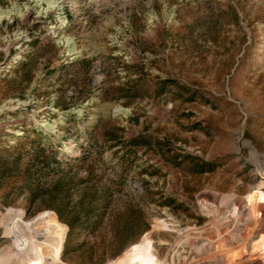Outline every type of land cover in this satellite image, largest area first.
<instances>
[{
    "label": "rangeland",
    "instance_id": "rangeland-1",
    "mask_svg": "<svg viewBox=\"0 0 264 264\" xmlns=\"http://www.w3.org/2000/svg\"><path fill=\"white\" fill-rule=\"evenodd\" d=\"M33 228L62 242L48 264L243 257L264 231V0H0V264Z\"/></svg>",
    "mask_w": 264,
    "mask_h": 264
},
{
    "label": "bare ground",
    "instance_id": "bare-ground-1",
    "mask_svg": "<svg viewBox=\"0 0 264 264\" xmlns=\"http://www.w3.org/2000/svg\"><path fill=\"white\" fill-rule=\"evenodd\" d=\"M64 21L65 20H63V23H64ZM47 124H48L47 122L44 123V125H47ZM229 217H230V215H229ZM254 218L260 219V216L255 214V217H253V219ZM228 219L229 218L227 217V220ZM253 219H251V220H253ZM22 240L23 241L20 242L22 244V246H21V244H19V246H21L23 249L27 250V252H26L27 254L25 253L26 255L23 256V264H48L47 262H48V259L50 256L55 258L56 261L61 260V255L63 252L62 242L60 240H56V239L51 240V239H48V238L42 236L40 231L37 228H33V229H31V231L25 232ZM244 241H246V240H243V243H244ZM22 248H20V249H22ZM240 249H241V247L239 248V250ZM244 249H245L244 250L245 255L243 254L242 255L243 257L238 258V256H239L238 255L237 258H235V256H233V258H235V260L231 259L232 261L234 260L233 264H264V252H263L264 251V231H261L259 233V238L250 242V244L246 245ZM235 252L238 253V251H235ZM225 255H226V253H225ZM226 257H228V254L226 255ZM11 264H13V263H11Z\"/></svg>",
    "mask_w": 264,
    "mask_h": 264
},
{
    "label": "trees",
    "instance_id": "trees-1",
    "mask_svg": "<svg viewBox=\"0 0 264 264\" xmlns=\"http://www.w3.org/2000/svg\"><path fill=\"white\" fill-rule=\"evenodd\" d=\"M49 158H51V157L48 156V155H46L45 158L43 159V162H44V161H45V162H48V161H49ZM76 158H78V157H76ZM52 160H55L56 163L58 162L57 159H56V157H54V156L52 157ZM52 160H51V161H52ZM60 171H61V170H60ZM90 181L92 182V178H91ZM90 224H91L90 222L87 223V225H90Z\"/></svg>",
    "mask_w": 264,
    "mask_h": 264
}]
</instances>
